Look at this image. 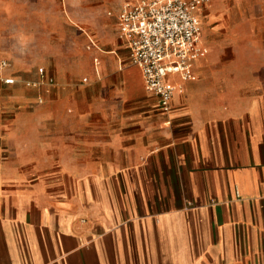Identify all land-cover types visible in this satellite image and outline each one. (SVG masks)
<instances>
[{"label":"crops","instance_id":"obj_1","mask_svg":"<svg viewBox=\"0 0 264 264\" xmlns=\"http://www.w3.org/2000/svg\"><path fill=\"white\" fill-rule=\"evenodd\" d=\"M220 14L205 33L232 46ZM116 34L94 73L115 70L117 104L70 106L39 72H3L0 264H264V57L224 73L207 41L164 113Z\"/></svg>","mask_w":264,"mask_h":264},{"label":"rangeland","instance_id":"obj_2","mask_svg":"<svg viewBox=\"0 0 264 264\" xmlns=\"http://www.w3.org/2000/svg\"><path fill=\"white\" fill-rule=\"evenodd\" d=\"M123 1L0 0V58H8L12 69L26 67L39 72L43 68L54 77L53 86L61 88L70 106L99 104L102 97L117 104L113 98L120 81L109 78L102 82L104 74L115 70L105 67L97 77L94 58L101 59L104 51L110 49L108 41L121 43L116 36L115 18L108 12L116 13ZM213 1L201 9L202 13H221L222 24L232 28L230 46L228 34L205 33L208 17H201L204 43H223L214 52L219 69L232 73V58L256 61L264 57V0H216L211 8ZM90 39L98 48H87ZM119 54L127 61L125 55ZM210 54L211 50L208 57ZM142 100L155 105L151 97Z\"/></svg>","mask_w":264,"mask_h":264},{"label":"built area","instance_id":"obj_3","mask_svg":"<svg viewBox=\"0 0 264 264\" xmlns=\"http://www.w3.org/2000/svg\"><path fill=\"white\" fill-rule=\"evenodd\" d=\"M212 0H124L118 11L108 12L115 18L117 33L129 49L130 61L138 66L145 89L157 97V106L168 113L181 81H195V64L206 57L209 48L202 40L200 11ZM87 48H98L90 39ZM100 59L94 58L99 73ZM11 67L8 58H0V80L14 83L13 76H3ZM42 79L54 84L53 76L43 68ZM85 81L88 78H84Z\"/></svg>","mask_w":264,"mask_h":264}]
</instances>
